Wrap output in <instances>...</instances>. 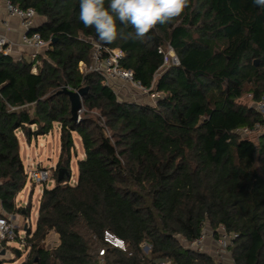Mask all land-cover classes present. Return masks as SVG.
I'll return each instance as SVG.
<instances>
[{"label":"trees","instance_id":"16d2710c","mask_svg":"<svg viewBox=\"0 0 264 264\" xmlns=\"http://www.w3.org/2000/svg\"><path fill=\"white\" fill-rule=\"evenodd\" d=\"M8 1L44 20L33 32L49 46L35 61L0 55V202L7 214L29 219L32 212L31 203L16 204L28 182L18 133L31 143L58 125L61 135L56 184L42 193L22 264H221L182 244L192 246L207 227L217 240L221 228L236 236L228 247L233 264H264V133L257 144L241 134L264 127V116L239 103L248 94L255 105L264 98V7L189 0L145 42L106 44L79 20V0ZM121 28L134 32L118 22ZM89 40L120 49L122 67L162 98L154 106L120 101L100 76L82 73L80 64L91 63ZM168 47L179 65L157 78L159 51ZM64 88H88L79 123ZM73 133L85 154L75 185ZM60 169L68 172L61 183ZM107 233L126 249L108 243ZM53 234L59 243L47 249Z\"/></svg>","mask_w":264,"mask_h":264},{"label":"built area","instance_id":"2783aa9c","mask_svg":"<svg viewBox=\"0 0 264 264\" xmlns=\"http://www.w3.org/2000/svg\"><path fill=\"white\" fill-rule=\"evenodd\" d=\"M4 9L9 17H16L20 20L23 29V34L21 36V44L30 49L32 53L30 54V59L35 61L38 56L43 55L48 49L49 43L44 41L41 35L37 32H33L36 28L37 14L33 9L21 10L13 5L8 0H0V11ZM0 24L7 26L6 21L0 19ZM93 47L91 53V63L86 65L84 63L80 64V71L84 74L95 73L100 76L103 83L108 87H111L116 96L119 95L116 89L124 86L136 93L138 96L150 97L154 102L162 98L160 93H152L151 89H146L141 83L135 81L132 71L125 70L122 67V61L125 58L124 53L120 49H109L99 44L94 43L89 40ZM13 45L6 37L5 34L0 33V55L12 57ZM159 53L164 54V67L168 68L170 66H178L179 60L176 57L173 49L168 47L167 50H160ZM162 69V70H163ZM161 72V71H160ZM33 73L36 74V68L33 69ZM160 75L158 74L157 77ZM122 88V87H121ZM255 108L264 116V98L261 102L255 105ZM84 109L82 108L79 112V119L81 121V115ZM264 133V127L257 125L254 130L250 131L244 129L241 134L246 136L251 134ZM26 174L28 179L36 186L43 185L44 189H50V185H55V178L52 169L42 168L40 165L36 166L34 163H28L26 166ZM73 185V184H72ZM14 214H7L4 212L0 215V238L4 241H14L19 240L20 242L24 240V246H26L25 238L19 235L17 225L14 220ZM219 238L216 241L217 252L225 253L226 256L219 253V257L224 260H228L229 264H233L230 259V254L228 253V247L231 245L235 235H228L225 230L221 228L219 231ZM220 232H222L220 234ZM27 233V232H26ZM206 240V235L203 234L200 240L194 242L192 246H202ZM106 241L110 243L115 248H120L125 250V243L119 239H116L110 234H106ZM103 253H101L102 255Z\"/></svg>","mask_w":264,"mask_h":264},{"label":"rangeland","instance_id":"374dc122","mask_svg":"<svg viewBox=\"0 0 264 264\" xmlns=\"http://www.w3.org/2000/svg\"><path fill=\"white\" fill-rule=\"evenodd\" d=\"M164 72V69L161 70L159 75H161ZM158 78V77H157ZM122 87V88H121ZM118 89H116L117 94L120 96L123 91L126 92L127 95L133 96V93H136L128 88H125L124 86L121 85ZM138 94V93H136ZM136 97V96H134ZM141 99L144 98V96H140ZM123 100V99H122ZM153 105H155L156 102L151 101ZM239 103L241 104H247L251 107H255L254 102L251 100V96L248 94L244 96ZM84 112V111H83ZM83 114V113H82ZM82 117V115H81ZM73 141H74V149L72 151V162H71V170H72V180L78 179V161L80 160V156L84 155V149L82 146L81 139L77 133H73ZM243 137H246L252 141H254L256 144L258 142V134H251V135H244L242 134ZM21 139L23 140V144H25L24 137L22 136ZM42 145V147H41ZM61 153V135H60V130L57 125H55V128L53 131L47 135V136H42L39 137L37 140H33L32 145H31V150L30 152L24 151L22 153V160L27 166V159L26 156L27 154H30V156L33 158L34 164L36 166H41L42 168L45 169H52L53 173L55 171V168L57 166L59 157ZM82 160V159H81ZM54 175V174H53ZM55 184H56V179H55ZM55 186V185H54ZM53 184L50 185V187H54ZM32 190H34V193L31 197ZM44 190L43 185H34L29 179L27 182L26 187L23 189V191L17 196L16 204L17 208H23L26 207L27 204L31 203L32 205V212H31V218L28 220V227L34 231L36 229L37 225V217H36V212L38 211L39 207V201L41 198V192ZM17 220L19 221V214L15 215ZM23 217V216H22ZM22 225H24V221H21ZM27 226V225H26ZM19 235L24 238V236L27 234L21 227H19ZM219 233V232H218ZM222 232H220L221 234ZM204 234L206 235V240L204 241V244L202 246H188L185 242H182L183 246L204 252L207 254L212 255L218 262L221 264H229L228 260H224L223 258L221 259L219 257V253L221 255H224L227 253H221L220 251L217 252V244H216V237L214 233L207 227L204 230ZM58 237L53 234L51 235L45 244V248L47 249H52L58 245ZM143 251L144 253H148L150 248L147 245H143ZM229 253V252H228ZM27 251L25 250L24 246V240L19 241V240H14V241H9L7 242L2 238H0V260L5 261V264H22L25 259L27 258ZM226 256V254H225Z\"/></svg>","mask_w":264,"mask_h":264},{"label":"clouds","instance_id":"9594fccd","mask_svg":"<svg viewBox=\"0 0 264 264\" xmlns=\"http://www.w3.org/2000/svg\"><path fill=\"white\" fill-rule=\"evenodd\" d=\"M264 7V0H254ZM189 0H79V20L88 28L92 27L101 42L112 44L118 39L136 40L141 43L159 24L166 25L181 16ZM120 25H131L134 32H126Z\"/></svg>","mask_w":264,"mask_h":264},{"label":"crops","instance_id":"0c3cea01","mask_svg":"<svg viewBox=\"0 0 264 264\" xmlns=\"http://www.w3.org/2000/svg\"><path fill=\"white\" fill-rule=\"evenodd\" d=\"M0 19L1 20L3 19L7 23V26H4L3 24H0V33L5 34L6 37L9 39V41L13 45L12 58L14 60H17V61L20 60L23 57L30 58V54L32 53V51L30 49L24 47L21 44V36L23 34V29H22L20 20L18 18H16V17H9L6 14L4 9H2L0 11ZM43 23H44L43 19L37 18V20H36V28L41 26ZM134 96H136V97H134ZM119 100L120 101H126V102H134V103H138V104H142V105L154 106L152 104V102H151L153 100L150 97H144L143 99H141L140 96H138V94H136V93H133V96H132V94L131 95H127L126 92L123 91V93L119 96ZM59 130H60V127H59ZM22 136L24 137V135L21 132L18 133V138H19V142H20L21 157H22V153L24 151L30 152L31 145H32V142L34 140L33 139L32 142L29 143V142L26 141V139L24 137L25 144H23V142H22L23 140L21 139ZM35 140H37V139H35ZM41 147H42V145H41ZM84 157H85V154L81 155L80 156V160L84 159ZM26 159H27L28 163H34L33 158L30 156V154H27ZM77 181H78V179L72 180L71 184L75 185L77 183ZM43 191L41 192V196H42ZM32 192L34 193V190H32ZM4 212L5 211L3 210L2 204L0 202V215L3 214ZM19 217L20 218H19V221H18L16 216H14V220H15V223L17 225V228L20 229L19 227L22 226L21 229H23L25 232H27L28 229H29L27 223H28V220H30L31 217L29 219H25V217H22V215H20ZM36 217L38 219V211L36 212ZM21 221H24V225H22Z\"/></svg>","mask_w":264,"mask_h":264},{"label":"water","instance_id":"95a60500","mask_svg":"<svg viewBox=\"0 0 264 264\" xmlns=\"http://www.w3.org/2000/svg\"><path fill=\"white\" fill-rule=\"evenodd\" d=\"M88 88H83L77 92L70 91L66 88L63 89L61 93L67 95L69 97L71 103V115L72 121L75 123H79V112L82 109V99L87 94ZM68 175V172L65 169H60L58 172V182L61 183L65 176Z\"/></svg>","mask_w":264,"mask_h":264}]
</instances>
